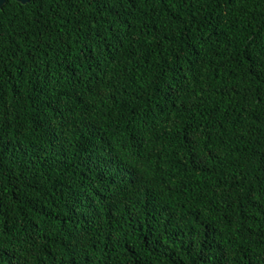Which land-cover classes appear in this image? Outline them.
<instances>
[{"label": "trees", "instance_id": "16d2710c", "mask_svg": "<svg viewBox=\"0 0 264 264\" xmlns=\"http://www.w3.org/2000/svg\"><path fill=\"white\" fill-rule=\"evenodd\" d=\"M0 264H264V0L0 6Z\"/></svg>", "mask_w": 264, "mask_h": 264}, {"label": "water", "instance_id": "95a60500", "mask_svg": "<svg viewBox=\"0 0 264 264\" xmlns=\"http://www.w3.org/2000/svg\"><path fill=\"white\" fill-rule=\"evenodd\" d=\"M7 0H0V6H2L3 4L6 3ZM14 1H17V2H20V3H26L28 2L29 0H14Z\"/></svg>", "mask_w": 264, "mask_h": 264}]
</instances>
